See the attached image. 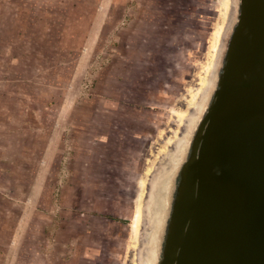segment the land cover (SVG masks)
<instances>
[{"label":"rangeland","instance_id":"rangeland-1","mask_svg":"<svg viewBox=\"0 0 264 264\" xmlns=\"http://www.w3.org/2000/svg\"><path fill=\"white\" fill-rule=\"evenodd\" d=\"M229 13L230 0L0 3V264H139L149 180Z\"/></svg>","mask_w":264,"mask_h":264},{"label":"water","instance_id":"water-1","mask_svg":"<svg viewBox=\"0 0 264 264\" xmlns=\"http://www.w3.org/2000/svg\"><path fill=\"white\" fill-rule=\"evenodd\" d=\"M142 212L139 264H264V0H230L207 85Z\"/></svg>","mask_w":264,"mask_h":264},{"label":"bare ground","instance_id":"bare-ground-1","mask_svg":"<svg viewBox=\"0 0 264 264\" xmlns=\"http://www.w3.org/2000/svg\"><path fill=\"white\" fill-rule=\"evenodd\" d=\"M218 4H219V3H218ZM220 10H221V9H220ZM151 196H152V195H151ZM142 214H143V212H142ZM138 217H139V215H138ZM138 217H137V220H138ZM137 220L135 221V229H134V230H135V232L137 231V227H138V226L136 227ZM140 263L142 264V261H140Z\"/></svg>","mask_w":264,"mask_h":264},{"label":"crops","instance_id":"crops-1","mask_svg":"<svg viewBox=\"0 0 264 264\" xmlns=\"http://www.w3.org/2000/svg\"><path fill=\"white\" fill-rule=\"evenodd\" d=\"M7 1L8 0H0V3H7ZM3 258H5V257H3ZM8 257H6V259H7Z\"/></svg>","mask_w":264,"mask_h":264}]
</instances>
